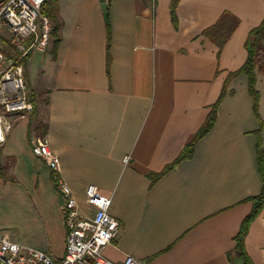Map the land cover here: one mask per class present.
<instances>
[{"label": "crops", "instance_id": "1", "mask_svg": "<svg viewBox=\"0 0 264 264\" xmlns=\"http://www.w3.org/2000/svg\"><path fill=\"white\" fill-rule=\"evenodd\" d=\"M172 3L57 0L59 45L25 63L34 112L9 118L0 203L26 209L44 235L36 247L56 262L67 235L62 180L83 214L92 212L88 187L112 198L120 231L104 254L113 262L243 264L235 238L263 187L256 133L263 124L264 149V74L256 73L259 116L248 77L228 79L247 60L264 0H179L175 13ZM226 84L193 158L153 180L201 130ZM38 138L58 156V172L33 155ZM245 244L264 264V208Z\"/></svg>", "mask_w": 264, "mask_h": 264}, {"label": "built area", "instance_id": "2", "mask_svg": "<svg viewBox=\"0 0 264 264\" xmlns=\"http://www.w3.org/2000/svg\"><path fill=\"white\" fill-rule=\"evenodd\" d=\"M154 1V0H153ZM47 0H0V151L11 130L5 114L29 115L34 104L26 81L25 63L35 53H46L51 45L52 22L42 14ZM32 153L58 172L60 160L46 138L33 142ZM129 158H125L127 163ZM64 199L67 229L65 253L56 262L48 253L10 241L0 230V264H147L132 256L117 263L104 251L118 237L120 223L111 213L112 198L94 186L86 190L92 212L82 213L69 186L58 181Z\"/></svg>", "mask_w": 264, "mask_h": 264}, {"label": "trees", "instance_id": "3", "mask_svg": "<svg viewBox=\"0 0 264 264\" xmlns=\"http://www.w3.org/2000/svg\"><path fill=\"white\" fill-rule=\"evenodd\" d=\"M56 1L57 0H47V2L42 7V14L48 17L53 24L51 30V41L52 43L54 41L55 46L57 47L59 45L60 40L58 38ZM178 3L179 0H173L172 13H175V9ZM107 29H108V35L110 36L108 20H107ZM108 40H110V38H108ZM246 49H247L248 57L245 64L237 72L232 73L228 81L240 75H245L248 77L249 93L254 100V111L257 114V116H259L258 108L260 104V94L256 89V85H257L256 73L257 71H259L264 74V20L262 21L260 26H258L257 28L251 31L248 40L246 42ZM227 94L228 92H227V84H226L217 103L213 105L209 113V116L205 124L201 128V130L185 146L184 150L182 151L178 159L171 166H169L161 175L153 176L152 177L153 180L155 178H160L164 176V174L174 169L181 162L193 158L197 143L211 131L214 124L216 123L218 109ZM262 125L263 124H261V129L256 134L258 137V144H257L258 168H259L260 176L262 178L263 187L261 194L258 197L249 199V201L253 203L252 212L242 222L241 229L235 238L236 246L234 249V254L238 259H240L243 262V264H254L246 251L245 240L248 235L251 224L254 222V220H256V218L260 215L261 211L264 208V149L262 148V139L260 136L263 127ZM38 129L42 130L44 129V127L42 125H39ZM6 175H7V170L0 166V177H5Z\"/></svg>", "mask_w": 264, "mask_h": 264}, {"label": "rangeland", "instance_id": "4", "mask_svg": "<svg viewBox=\"0 0 264 264\" xmlns=\"http://www.w3.org/2000/svg\"><path fill=\"white\" fill-rule=\"evenodd\" d=\"M14 115L5 114L10 119ZM0 230L10 241L23 247L37 248L44 239V235L36 230V225L26 213V209L11 199L0 203Z\"/></svg>", "mask_w": 264, "mask_h": 264}, {"label": "water", "instance_id": "5", "mask_svg": "<svg viewBox=\"0 0 264 264\" xmlns=\"http://www.w3.org/2000/svg\"><path fill=\"white\" fill-rule=\"evenodd\" d=\"M102 8H103V10L106 12V9H107V6H106V4H103V5H102ZM104 15H105V17L107 16V14H106V13H105Z\"/></svg>", "mask_w": 264, "mask_h": 264}]
</instances>
